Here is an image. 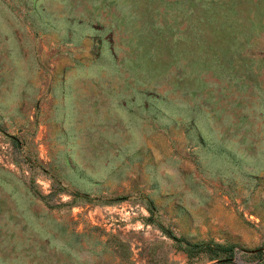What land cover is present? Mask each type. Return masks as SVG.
I'll return each instance as SVG.
<instances>
[{
  "label": "rangeland",
  "instance_id": "obj_1",
  "mask_svg": "<svg viewBox=\"0 0 264 264\" xmlns=\"http://www.w3.org/2000/svg\"><path fill=\"white\" fill-rule=\"evenodd\" d=\"M0 264H264V0H0Z\"/></svg>",
  "mask_w": 264,
  "mask_h": 264
}]
</instances>
